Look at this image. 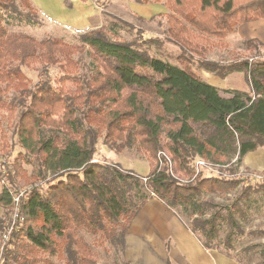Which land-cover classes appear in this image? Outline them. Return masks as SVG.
<instances>
[{
  "label": "trees",
  "instance_id": "1",
  "mask_svg": "<svg viewBox=\"0 0 264 264\" xmlns=\"http://www.w3.org/2000/svg\"><path fill=\"white\" fill-rule=\"evenodd\" d=\"M135 2L162 3L167 10V32L183 50L179 67L111 40L102 26L77 36V44L10 32L14 23L34 25L38 11L31 0H0V151L7 154L9 146L5 120L24 152L18 159L32 158L39 180L52 175L19 198L0 264H48V257L98 264L82 230L102 247L109 243L121 254L120 264H129L125 236L152 195L187 222L206 250L238 264H264V228H246L258 218L264 181L195 176L191 165L235 159L239 166L248 153L264 148V59L227 65L205 60L237 26L264 18V0ZM83 54L91 60L87 74L79 72L75 57ZM35 65L58 66V86L45 80L31 88L21 67ZM197 70L220 79L242 73L250 91L217 89ZM11 91L16 101L8 97ZM98 135L118 153L134 149L151 160L145 183L131 171L94 161ZM6 170L10 186H3L0 206L7 217L9 187L24 172L18 162ZM7 225L0 221V238Z\"/></svg>",
  "mask_w": 264,
  "mask_h": 264
},
{
  "label": "rangeland",
  "instance_id": "2",
  "mask_svg": "<svg viewBox=\"0 0 264 264\" xmlns=\"http://www.w3.org/2000/svg\"><path fill=\"white\" fill-rule=\"evenodd\" d=\"M31 1L36 5L35 7L38 11L36 18L32 19L34 25L33 23H14L9 27L10 32L27 34L37 40L53 37L60 38L67 43L77 44V36L102 26L108 31V37L111 40L128 44L132 43L151 57L160 59L174 67L180 66L176 58L183 50L172 41L168 34V26L164 15L160 14L149 20H144L139 16V13L154 9V7L157 8V6L136 3L135 0H99V2H97L98 0H86L83 2L75 0L76 3L83 5L82 12H86L85 15L88 16L90 21H88V23L86 22V25L75 26V22L80 19L78 15L77 17L74 16V19H68V23L71 25L68 26L65 25V23L61 24L63 21L60 18L56 19V17H62L61 12L64 10V7L70 8L75 5L71 0ZM74 10L75 12L79 11L78 5H75ZM42 13L49 14L50 18L47 16L45 17ZM259 20L237 26L232 33L220 41V45L217 49L211 50L207 54L205 60L218 65H227L236 60L251 61L256 58L264 59V25L259 23ZM111 28H113L114 31H109ZM257 35H259V40L250 38L258 37ZM247 41H252V43L248 45L246 43ZM75 57L80 63L79 72L87 74L86 71L89 72L92 67L90 58L85 54L76 55ZM195 60L201 59L195 57ZM197 63H195V67H197ZM21 70L30 81L31 88L37 83L45 80L49 81L53 87H56L58 86L57 79L61 76L58 66L35 65L31 68L23 66ZM197 71L199 73L202 72V70ZM16 95L17 94L12 91L8 93V97L13 100H17ZM2 125L3 130L8 136L7 142L9 146L7 154L9 155L0 151V193L3 186H10L7 179L8 174L6 168L11 170V165L15 162L20 164L24 173L20 176L13 177L14 184L9 187L11 192L25 194L30 187L41 186L45 182L50 181L52 175L49 172L45 175L44 180L36 178L37 163H34L32 158L30 163L18 159V154L24 152L18 144L16 136L12 132L10 123L8 124L3 120ZM83 127H86L85 124H83ZM96 141L95 153L93 155L94 161L102 164L117 165L121 170L131 171L142 183H145L144 178H146L149 173L147 169L150 170L149 165L152 166L151 160L146 155L137 153L134 149H124L118 153L103 141V135H98ZM244 159L245 157L239 166L235 165V159H232L224 165H214L207 162L209 167L200 169L199 174L225 178H242L244 180L251 179V181H264V169L255 170L249 168L245 165ZM197 160L198 159L195 161L193 160L194 162H192L191 165H194ZM182 178V180H185V177ZM229 196L228 198H231V195ZM258 203L260 205L258 218L251 222L248 227L246 226L247 229L264 228V198L262 196L258 197ZM4 213V209L0 206V221L3 222V226L5 227L10 220L11 212L7 217L4 216ZM79 235L84 238L85 242L91 245L96 253L98 264L121 263V254L109 243L105 244L103 247L98 245L95 237L85 230L80 231ZM247 242L248 241H246V243ZM48 262V264H63V261L56 257H48Z\"/></svg>",
  "mask_w": 264,
  "mask_h": 264
},
{
  "label": "crops",
  "instance_id": "3",
  "mask_svg": "<svg viewBox=\"0 0 264 264\" xmlns=\"http://www.w3.org/2000/svg\"><path fill=\"white\" fill-rule=\"evenodd\" d=\"M71 1L76 6L78 5L79 11L75 12V5L70 8L64 7L61 12L62 17L57 16L56 19L60 18L63 21L61 24L71 26L68 19H74V16L79 15L80 19L75 22V26L86 25L90 19L85 15L86 12H82L83 5L76 3L75 0ZM146 5H154L157 8L139 13L144 20H149L167 11L161 3ZM42 14L50 18L49 14ZM259 21L264 25V18ZM257 36L250 38L259 40V35ZM201 77L206 83L220 90H237L245 93L250 91L242 73H233L220 79L202 71ZM263 161V148L248 153L244 159L245 165L255 170L264 169ZM124 257L129 264H238L217 250L203 248L199 240L188 229L187 222L153 195L141 205L129 225L125 236Z\"/></svg>",
  "mask_w": 264,
  "mask_h": 264
},
{
  "label": "built area",
  "instance_id": "4",
  "mask_svg": "<svg viewBox=\"0 0 264 264\" xmlns=\"http://www.w3.org/2000/svg\"><path fill=\"white\" fill-rule=\"evenodd\" d=\"M160 156H162V155L160 154ZM208 167H209V164L207 162H205L204 160H197L194 164L195 176L197 174H199L200 169L208 168ZM144 181H146V178H144ZM10 195H11V199H12V209H11V216H10L11 223H10V225H7V230L1 235V239H0V246H1L0 249L1 250H2L4 242H6L8 240L9 233H10L11 229L13 228V224L16 221V218L18 215V202H19V198L21 197L22 193H16V192L10 191Z\"/></svg>",
  "mask_w": 264,
  "mask_h": 264
}]
</instances>
